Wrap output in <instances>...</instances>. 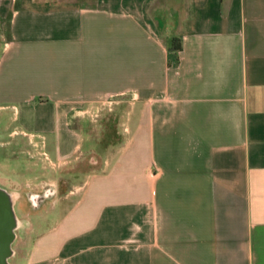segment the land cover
I'll use <instances>...</instances> for the list:
<instances>
[{
	"label": "crops",
	"instance_id": "crops-1",
	"mask_svg": "<svg viewBox=\"0 0 264 264\" xmlns=\"http://www.w3.org/2000/svg\"><path fill=\"white\" fill-rule=\"evenodd\" d=\"M0 20V102L42 147L103 125L12 264H264V0H0Z\"/></svg>",
	"mask_w": 264,
	"mask_h": 264
},
{
	"label": "rangeland",
	"instance_id": "rangeland-1",
	"mask_svg": "<svg viewBox=\"0 0 264 264\" xmlns=\"http://www.w3.org/2000/svg\"><path fill=\"white\" fill-rule=\"evenodd\" d=\"M74 1L82 4L91 3V0H58L60 4ZM7 36V21L0 20V40ZM39 99V95H37L33 101ZM0 103L3 104L0 106L1 119L11 115L15 116L12 120L14 124H22L21 116L16 115L15 108L10 102L1 101ZM105 105L107 108L108 105ZM101 109L91 113L85 112L84 116L79 115L81 118H86L85 126L81 130V135L84 137L82 153L79 149L71 156L56 158L51 135L46 134V146H37L36 149L31 146L30 158L22 159L20 157L19 160L15 159L13 162L3 159L6 162H11L9 168L5 167L4 161V163L0 162V184L6 186L11 193L16 194L14 203L19 213L12 242L13 254L8 258L9 264L16 261L18 255L20 256L32 248L35 242L37 245L38 238L45 235L58 217V212L53 209L55 202L63 200L71 203L72 198L76 195L69 193L70 189L84 183L87 167L91 164L92 158L98 160V152L101 150L98 151L99 148L87 146L89 140L86 136L88 132L86 124H89L90 129H95V138H102ZM23 126L34 133L44 134L38 130L28 129L26 125ZM35 156H39V160Z\"/></svg>",
	"mask_w": 264,
	"mask_h": 264
},
{
	"label": "flooded vegetation",
	"instance_id": "flooded-vegetation-1",
	"mask_svg": "<svg viewBox=\"0 0 264 264\" xmlns=\"http://www.w3.org/2000/svg\"><path fill=\"white\" fill-rule=\"evenodd\" d=\"M14 118L15 116L11 115L5 119L0 118V162H5L7 168L15 159L30 158L31 146L35 149L37 146L42 147V134L30 132L21 123L14 124L12 122ZM35 157L38 159L39 156ZM10 193L6 186L0 184V264H9L8 258L13 254L14 229L19 215L15 208V201L10 203Z\"/></svg>",
	"mask_w": 264,
	"mask_h": 264
},
{
	"label": "trees",
	"instance_id": "trees-1",
	"mask_svg": "<svg viewBox=\"0 0 264 264\" xmlns=\"http://www.w3.org/2000/svg\"><path fill=\"white\" fill-rule=\"evenodd\" d=\"M166 41H167L168 47L170 49H174L176 51L180 49V41H179V38L173 36V37L167 38Z\"/></svg>",
	"mask_w": 264,
	"mask_h": 264
},
{
	"label": "bare ground",
	"instance_id": "bare-ground-1",
	"mask_svg": "<svg viewBox=\"0 0 264 264\" xmlns=\"http://www.w3.org/2000/svg\"><path fill=\"white\" fill-rule=\"evenodd\" d=\"M16 194L10 193V201L13 202L15 200Z\"/></svg>",
	"mask_w": 264,
	"mask_h": 264
},
{
	"label": "water",
	"instance_id": "water-1",
	"mask_svg": "<svg viewBox=\"0 0 264 264\" xmlns=\"http://www.w3.org/2000/svg\"><path fill=\"white\" fill-rule=\"evenodd\" d=\"M10 203H12V202H10Z\"/></svg>",
	"mask_w": 264,
	"mask_h": 264
}]
</instances>
